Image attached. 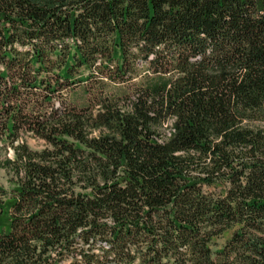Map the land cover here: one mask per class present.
I'll return each instance as SVG.
<instances>
[{
	"label": "trees",
	"instance_id": "trees-1",
	"mask_svg": "<svg viewBox=\"0 0 264 264\" xmlns=\"http://www.w3.org/2000/svg\"><path fill=\"white\" fill-rule=\"evenodd\" d=\"M263 122L264 0H0V264H264Z\"/></svg>",
	"mask_w": 264,
	"mask_h": 264
},
{
	"label": "rangeland",
	"instance_id": "rangeland-1",
	"mask_svg": "<svg viewBox=\"0 0 264 264\" xmlns=\"http://www.w3.org/2000/svg\"><path fill=\"white\" fill-rule=\"evenodd\" d=\"M257 126H260L262 129L264 128V122L258 123ZM20 143L25 142L29 147L34 150L42 149L43 143L42 141L33 138L30 135H22V138L19 141ZM13 155V148L8 147L7 149H3L0 146V187L5 188L6 190H10L13 187L11 182V173L8 169L3 167V162L7 157H11ZM231 236V232L225 233L221 238L216 239L214 241V250L220 248L221 245Z\"/></svg>",
	"mask_w": 264,
	"mask_h": 264
}]
</instances>
